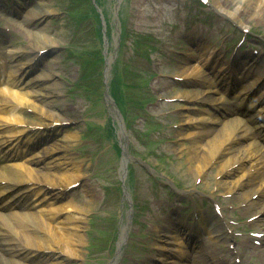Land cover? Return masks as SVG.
Instances as JSON below:
<instances>
[{
  "label": "rangeland",
  "instance_id": "374dc122",
  "mask_svg": "<svg viewBox=\"0 0 264 264\" xmlns=\"http://www.w3.org/2000/svg\"><path fill=\"white\" fill-rule=\"evenodd\" d=\"M17 1L25 4L28 0ZM201 1L96 0L98 9L95 8V14L102 26L104 23L103 29L108 28V35L102 30L107 43L99 46V42L77 41L83 33L80 31L82 27L76 29L80 23L76 16L82 12L92 13L87 0L72 3L74 18L66 12L70 0H37L20 19L12 17L10 22L5 11L13 9L17 3L15 0H0V31L7 32L9 29L6 41L10 44L9 55L15 51L26 52L18 60V63L24 64V59L30 58L27 53L43 45L26 32L36 30H44L40 32L41 36L50 38L54 44L50 48L57 51L52 50L49 57L41 56L34 72L37 76H52L51 81L46 83L48 79L44 80L39 88L58 83L60 95L56 100L66 111L60 110L59 106L58 109L63 119L67 120L47 118L38 107L31 110L21 108L19 110L27 115L19 114L26 123L54 121L62 127L52 134L45 133L44 149L35 151L32 156L42 155L46 149L45 153H49L52 145L62 139L70 142L69 149L63 148V145L62 149L54 153L51 151L46 156V163L75 167L79 181L74 184L78 187L57 195L63 188L70 187L59 180L57 186H51L53 189L45 194L47 196L42 199L44 204L34 210L38 214L42 212L51 218L53 216V225L57 229L64 227L63 218L66 216L80 218L77 223L83 227L79 233L84 243L78 246L77 254L63 264H150L143 259L153 256L152 248L157 247V239L170 242L163 235L175 229L171 226L172 214L176 215V219L178 216L193 217L199 212L210 216L213 213L210 209L215 210L216 205L228 218L234 211L238 215L244 211L241 205L236 204L234 196L230 198L231 204H220L215 195L225 196L227 193V185L217 186L219 179L236 184L250 168L249 160L231 174L220 173L219 161L201 176L196 174V170H189L191 155L183 150L191 147L196 134L204 129L197 123L210 116L204 111L211 110V105L186 101L182 95L190 92L189 96H197L198 92L207 91L209 85L203 87L197 80L177 76L182 75L183 70L188 71L185 76H192V71H195L194 75L201 72L204 63L198 60V56L202 53H218L225 61L228 51L231 58L243 40L254 47L264 45V21L258 17L253 19L247 15L248 11L243 10L235 20L217 13L214 7L216 1L228 4L230 12L235 11L233 2L228 0H208L204 5ZM34 8L54 12L46 21L37 22L35 26L28 22ZM192 32L203 39L205 49L202 51L192 47L187 40L193 36ZM15 59L17 61L18 57ZM92 59L95 60L90 66L88 61ZM16 61L12 65H16ZM84 72L89 73L88 80L82 79ZM76 84L79 88H75ZM107 85L111 95L108 99L112 102L104 95ZM54 93L50 89L48 101L55 99ZM219 96L221 93H216L213 99ZM25 98L50 109L44 104L45 96L35 98L28 94ZM123 100L128 124L121 105ZM147 123L152 124V128L147 130L155 142L149 147L140 144L142 135L147 133ZM181 133L187 136V142H184ZM119 148L125 149L126 158ZM68 156L71 159L68 160ZM59 157V160L56 159ZM229 157L235 158V154L227 152L224 159ZM27 163L31 164L30 160ZM45 166L44 160H41L37 169ZM144 167L149 174L143 170ZM128 180H131V189L126 186ZM124 187L130 190L127 197ZM178 199L188 200L186 202L190 204L182 206ZM54 202L57 204H52ZM137 203L140 206L139 219L133 224L132 217L128 222L129 210L133 208L134 214L133 204ZM68 204L74 209L56 214L57 208H66ZM214 224L212 222L211 226H216ZM165 225L170 228L164 230ZM236 225L240 229L234 230L235 236L243 238L249 234L241 229L242 222ZM205 237H208L207 233ZM227 244L235 245L232 251L238 248L234 237L233 242ZM163 247L171 252L165 257L167 264H175L173 252L180 251V248L170 244ZM233 260L234 255L230 260L224 257V264ZM252 261L249 257L247 263Z\"/></svg>",
  "mask_w": 264,
  "mask_h": 264
},
{
  "label": "bare ground",
  "instance_id": "6f19581e",
  "mask_svg": "<svg viewBox=\"0 0 264 264\" xmlns=\"http://www.w3.org/2000/svg\"><path fill=\"white\" fill-rule=\"evenodd\" d=\"M233 2L235 6V11L230 12L228 10V7L220 1H216L214 7L217 13L221 15H227L232 19H236L238 15L241 13V9L243 11H248L251 13V16L258 17L260 20L264 21V0H228ZM241 8V9H240ZM54 11L50 9H36L31 12V16L28 17V22L31 20H35V22H43L48 18ZM248 15V14H247ZM40 31H26L27 34L34 36L33 38L35 41H37L40 44H43L42 46H38V49L34 50L35 55H37L43 48H47L49 46L54 45L52 40L48 37L41 36ZM45 36V35H44ZM18 55V51L13 52V57ZM27 64V60L25 62V65ZM16 65L19 70L22 66ZM264 66V65H262ZM249 66V68H251ZM188 71L183 70L182 75H186ZM195 72V71H192ZM264 73H262V70H258L257 74H255L253 77H248V82H250L251 90L255 87L256 82L262 77ZM248 75V73H247ZM12 76V75H11ZM203 86L208 84L209 76L198 73L195 77ZM41 79H48L47 82H49V79H52V76L50 75H41L34 79H31L29 84H34L31 91H28L29 94H34L35 96H45L46 100L44 101V104L46 106H50V109H45L44 106L38 105V103H35V101H31L29 99L25 98V93H20L19 91L13 93L12 91H8L5 89H0V128L4 126L2 124L1 120H6L13 118V116L8 110H6V107L10 103V101L7 99L8 96L14 97L15 99L21 98L25 103L28 105H32L34 109L41 108L43 111H41V114H45L47 118H50L55 120L63 119L62 114L60 113V110L66 111V109L60 105V102L57 101L56 97L60 95V91L58 86V83L53 84L52 87H45V88H37L38 81ZM254 85V86H253ZM250 86V85H249ZM50 89L54 90L55 99L53 101H48L50 99ZM212 90L204 91L201 93H198L197 96H189L190 92H186V94H183L182 96L190 101H202V102H209L211 101L212 96ZM245 96H242V101L237 104L239 106L243 101ZM40 99V98H39ZM199 99V100H198ZM216 101V99H214ZM218 101V100H217ZM256 101V100H255ZM254 101V103H255ZM58 106L60 110L58 109ZM225 109H228L224 106ZM217 109H220L223 111L221 107H218ZM227 112V111H225ZM50 114V115H49ZM251 115V114H250ZM256 115V116H254ZM260 115H264V113H261ZM53 116H57V118H53ZM219 116L221 117H215L217 118L214 123H212L213 127L210 129H205L204 132L200 133L197 136L198 143L195 144L190 149V158L188 159L190 161V171L196 170V174L200 175L204 173L206 168L212 167L215 161L223 154L225 151L230 150H236L237 155H235V158H222L221 162V171L220 173H226L229 174L232 171L236 170L238 165L241 163L242 160L246 159H253V155H256L257 161L263 162V157L260 152H254L251 151L252 155L246 148V151H242V145L246 142V139H250V136H252L253 129H263L264 130V123L258 124V114H253L249 117V119L244 120V118H230L229 116H225L223 112H220ZM255 119V120H253ZM17 120H19L17 118ZM210 119L206 120L209 121ZM257 120V121H256ZM252 122V124H255L254 126H248V123ZM243 123V124H242ZM41 125L49 126L51 122H45V123H37ZM209 124V123H205ZM211 124V123H210ZM242 124V125H241ZM246 127L247 133L242 134V130L244 129V126ZM248 130L250 132L248 133ZM1 137V134H0ZM263 142H264V134L261 136ZM64 142V144H60L61 142ZM5 144V142L0 141V146ZM63 145H65L63 147ZM70 142H67L65 139L60 140L59 143H56L52 145L50 148L49 153H45L42 156L36 155L32 159L34 160L33 163L35 166H32L30 169L27 168L25 170H14L13 167L10 166H2L0 167V180L6 181L11 183V185H26L24 189H22L20 193L28 190H36L37 194H40L43 190L50 186H57L59 183V180L63 181L65 185H69L73 183L74 181H77L76 178V168L69 166L67 164L66 167L61 165L62 163H56L55 165H51V162L46 163V155L50 154L51 151L55 152L56 150L62 149L60 147H63L65 149H69ZM235 146V147H234ZM256 146V145H255ZM234 147V148H233ZM254 146H250L249 148H253ZM67 156V155H66ZM69 157V156H68ZM56 158V159H60ZM68 160L71 159V157L67 158ZM40 160H44L46 166L42 169H37V165ZM55 160V159H54ZM57 162V161H56ZM261 172L257 168V173L255 176H260ZM254 176V177H255ZM247 178L246 180L242 181L239 186H247L251 184V180L254 178ZM224 183L219 182L218 184H222L223 186L227 185V188L231 190L233 187V183H231L228 180L223 181ZM28 185V186H27ZM62 193V192H61ZM57 195H61L60 192ZM238 200H243L245 202L244 206L247 212H251L258 203L264 200V188L262 190H246V192L239 195ZM56 201V200H53ZM52 204H57V202H54ZM69 209H74V207L71 204H68L66 208L59 209L57 208V213L60 211H66ZM41 214L35 213L32 209H28L26 207L23 208L22 211L15 212V213H0V219L2 220L1 223L4 224L5 219L10 223L11 220L13 223L6 224L5 226L9 227L10 231L13 230L16 233H20L22 236V241L26 245V247H36L42 250L41 254L38 255L35 259L31 260V255L34 252L32 248H26L19 246L18 242H15L14 239L11 238V234L9 232H2L0 229V264H63L66 263L67 259L71 256H74L79 251L78 246L82 245L84 243L83 236L79 233V230L83 228L80 223V218L74 217V216H66V221L63 218V224L64 227H60L57 229L54 227V217L50 215H47L45 213L40 212ZM254 213H260V215L257 217V219L253 220L251 223V226L253 228H256L255 232L257 233H263V237L261 239H258L259 242H264V204L261 206L260 210ZM83 218H81L82 220ZM28 223H32L33 228L28 226ZM66 224H69L70 227H65ZM1 225V224H0ZM262 228V230H260ZM74 229V230H73ZM62 231V232H59ZM213 233H216L214 231ZM219 236H216L218 238ZM254 240H257L256 238L251 237ZM249 240V239H248ZM246 240V242H248ZM195 244V242H194ZM193 244V247H195ZM246 253H252V254H258L261 253L264 256V249H261L260 247H256L254 245H245ZM221 248L218 245H213L212 242H210L209 246L207 248L200 247V249L195 250L193 253L189 252L187 254H183V257L187 258L189 261H191V264H219L218 259H214L209 254H214L216 257L221 254L218 252ZM4 254V255H2ZM35 255V256H36ZM79 257V255H77ZM236 259L235 264H241L242 255L240 253H236ZM264 264V262H263Z\"/></svg>",
  "mask_w": 264,
  "mask_h": 264
}]
</instances>
